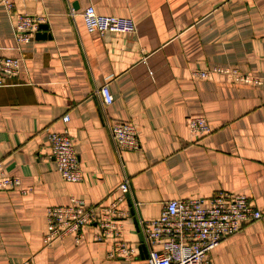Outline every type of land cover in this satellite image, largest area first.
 <instances>
[{"label":"crops","instance_id":"0c3cea01","mask_svg":"<svg viewBox=\"0 0 264 264\" xmlns=\"http://www.w3.org/2000/svg\"><path fill=\"white\" fill-rule=\"evenodd\" d=\"M0 0V56L17 57L19 72L0 85V162L28 191L0 190V264H136L145 259L139 226L121 219L122 238L136 249L110 256L98 225L49 244L45 209L81 199L98 210L119 195L127 176L131 207L157 218L170 199L208 200L244 193L264 209V0ZM130 17L134 33L89 32L81 12ZM43 13L46 36L17 43L16 13ZM234 68L261 80L247 84L223 73L194 78L193 69ZM106 82L113 102L103 106ZM68 115L69 120L63 121ZM212 128L194 141L187 120ZM128 120L137 150L118 154L106 122ZM67 129L82 179H62L50 157L48 131ZM136 206H133V203ZM99 211V210H98ZM213 264H264V216L209 251Z\"/></svg>","mask_w":264,"mask_h":264},{"label":"built area","instance_id":"2783aa9c","mask_svg":"<svg viewBox=\"0 0 264 264\" xmlns=\"http://www.w3.org/2000/svg\"><path fill=\"white\" fill-rule=\"evenodd\" d=\"M7 11L12 12L14 5L10 0H2ZM86 29L89 32L105 34L107 32L134 33L136 22L130 17L112 16L97 13L92 5L82 12ZM46 21L43 13H16L14 38L17 43L33 39L37 32L43 31L41 24ZM20 60L17 57L0 56V85L5 77L15 76L19 72ZM223 73L235 81L259 84L260 79L237 72L229 67H212L193 69L194 78H208L212 74ZM103 106L113 102V96L106 82L96 90ZM68 121V115L63 116ZM112 144L118 154L122 151L137 150L140 145L138 131L128 120H109L105 123ZM190 135L194 141L212 131L203 116H191L187 120ZM50 157L62 179L78 182L82 179L83 170L80 166L74 142L67 129L48 131ZM18 189L22 194L28 189L22 187L18 178L6 176L0 162V190ZM119 195L108 205L98 210L87 205L81 199H72L66 205H50L45 209L47 230L43 237L46 244L65 236L73 235L78 242L83 236V228L92 223L98 225L97 240H109L110 256L120 255L132 260L136 249L122 238L121 219L130 215L136 218L139 226L141 243L146 250L145 259L136 264H213L208 257L209 251L223 239L239 232L243 225L257 221L264 216V209L250 203L244 193L221 191L213 194L208 200L201 198L170 199L163 203L157 218L145 220L131 207L118 208V203L130 198V181L127 176L118 185ZM136 206V203H133ZM21 264H33L26 260Z\"/></svg>","mask_w":264,"mask_h":264},{"label":"water","instance_id":"95a60500","mask_svg":"<svg viewBox=\"0 0 264 264\" xmlns=\"http://www.w3.org/2000/svg\"><path fill=\"white\" fill-rule=\"evenodd\" d=\"M46 24H41V26H40V28L41 29H46ZM46 32H44V31H39V32H37L36 33V35H35V38H39V37H43V36H46V34H45ZM136 222V221H135ZM139 240H140V243H141V241H142V238H141V235L139 234ZM141 245H142V247H143V244L141 243Z\"/></svg>","mask_w":264,"mask_h":264}]
</instances>
